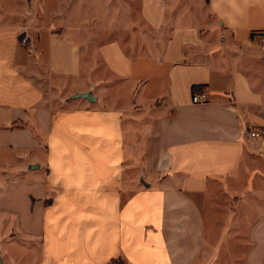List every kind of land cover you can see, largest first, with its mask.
<instances>
[{
    "label": "crops",
    "instance_id": "1",
    "mask_svg": "<svg viewBox=\"0 0 264 264\" xmlns=\"http://www.w3.org/2000/svg\"><path fill=\"white\" fill-rule=\"evenodd\" d=\"M262 31L264 0H0V264H264Z\"/></svg>",
    "mask_w": 264,
    "mask_h": 264
},
{
    "label": "built area",
    "instance_id": "2",
    "mask_svg": "<svg viewBox=\"0 0 264 264\" xmlns=\"http://www.w3.org/2000/svg\"><path fill=\"white\" fill-rule=\"evenodd\" d=\"M23 34L24 35H22V38L20 41L23 45H27L28 35L25 33ZM256 37L259 38L260 45L264 47V31L256 33ZM210 100H211L210 93L207 90L199 89V88H195L193 90V94H192L193 103H196V104L206 103V102H209ZM249 133L251 137L258 138V137L264 136V128L263 127H253L249 130Z\"/></svg>",
    "mask_w": 264,
    "mask_h": 264
},
{
    "label": "water",
    "instance_id": "3",
    "mask_svg": "<svg viewBox=\"0 0 264 264\" xmlns=\"http://www.w3.org/2000/svg\"><path fill=\"white\" fill-rule=\"evenodd\" d=\"M76 97H87L89 99H94V97L90 93H78Z\"/></svg>",
    "mask_w": 264,
    "mask_h": 264
},
{
    "label": "trees",
    "instance_id": "4",
    "mask_svg": "<svg viewBox=\"0 0 264 264\" xmlns=\"http://www.w3.org/2000/svg\"><path fill=\"white\" fill-rule=\"evenodd\" d=\"M120 261L123 262V264H127L126 262H124L122 259L118 258V259H114L111 261V264H118Z\"/></svg>",
    "mask_w": 264,
    "mask_h": 264
},
{
    "label": "rangeland",
    "instance_id": "5",
    "mask_svg": "<svg viewBox=\"0 0 264 264\" xmlns=\"http://www.w3.org/2000/svg\"><path fill=\"white\" fill-rule=\"evenodd\" d=\"M114 38V36H107L106 38H105V40H109V39H111V38ZM99 91L98 90H96V93H98ZM124 93H125V91H124ZM125 96V95H124ZM59 101V100H58ZM57 101V102H58ZM118 264H123V262L122 261H120Z\"/></svg>",
    "mask_w": 264,
    "mask_h": 264
}]
</instances>
